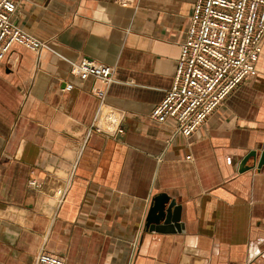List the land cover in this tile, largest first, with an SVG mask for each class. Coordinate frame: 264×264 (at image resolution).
I'll return each mask as SVG.
<instances>
[{"label": "crops", "instance_id": "obj_1", "mask_svg": "<svg viewBox=\"0 0 264 264\" xmlns=\"http://www.w3.org/2000/svg\"><path fill=\"white\" fill-rule=\"evenodd\" d=\"M194 2H18L13 23L46 48L14 46L0 64V264H33L39 251L64 264H264V38L256 76L192 136L149 118ZM82 59L112 69L102 99L98 82L70 74ZM103 110L123 134L89 131ZM159 193L181 206L182 232L144 229Z\"/></svg>", "mask_w": 264, "mask_h": 264}, {"label": "built area", "instance_id": "obj_2", "mask_svg": "<svg viewBox=\"0 0 264 264\" xmlns=\"http://www.w3.org/2000/svg\"><path fill=\"white\" fill-rule=\"evenodd\" d=\"M20 0H0V64L8 63L12 48L39 53L46 43L13 23ZM135 0H115L129 7ZM264 38V0H195L189 25L180 44L171 87L152 108L149 118L156 124L171 120L175 132L189 138L241 82L257 74L256 63ZM69 72L80 80L92 78L100 87L94 94L103 98L111 83L112 69L85 59L70 63ZM72 86L67 84L66 91ZM89 131L123 134L118 118L97 114ZM189 158L188 156L186 157ZM29 186L40 189L34 180ZM65 189L56 191L58 200ZM33 264H64L62 259L39 251Z\"/></svg>", "mask_w": 264, "mask_h": 264}, {"label": "water", "instance_id": "obj_3", "mask_svg": "<svg viewBox=\"0 0 264 264\" xmlns=\"http://www.w3.org/2000/svg\"><path fill=\"white\" fill-rule=\"evenodd\" d=\"M256 156L255 151L249 152L240 163V170L245 167L249 159ZM264 164V153L259 154L256 163L257 169H260ZM246 169V168H245ZM181 206L177 204L176 200L167 193H159L153 196L150 200L145 218L144 229L149 232L168 233V232H182L180 226Z\"/></svg>", "mask_w": 264, "mask_h": 264}, {"label": "bare ground", "instance_id": "obj_4", "mask_svg": "<svg viewBox=\"0 0 264 264\" xmlns=\"http://www.w3.org/2000/svg\"><path fill=\"white\" fill-rule=\"evenodd\" d=\"M107 112H108L107 110H103V111H102V116H103V117L106 116Z\"/></svg>", "mask_w": 264, "mask_h": 264}]
</instances>
